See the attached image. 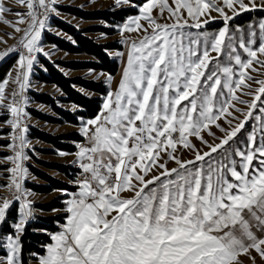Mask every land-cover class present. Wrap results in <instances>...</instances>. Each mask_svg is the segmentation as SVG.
Segmentation results:
<instances>
[{"label":"snow or ice","instance_id":"6c2138e0","mask_svg":"<svg viewBox=\"0 0 264 264\" xmlns=\"http://www.w3.org/2000/svg\"><path fill=\"white\" fill-rule=\"evenodd\" d=\"M16 3L27 11L0 0V22L22 34L17 46L0 52V60L19 53L15 76L0 81V109L10 116L4 123L11 129L0 138L9 140L5 147L13 153L2 157L11 167L3 168L7 182L0 187L11 196H0V264H26L22 237L34 208L32 193L23 187L30 145L25 93L37 56L49 57L42 33L49 18L59 15V0ZM115 4L137 9L120 31L135 32L138 39L123 38L129 51L118 88L108 91L94 118L82 120L87 145L79 146L77 162L84 178L76 181L78 191H65L61 230L49 233L51 243L30 253L31 259L242 264L243 255L255 264L252 252L264 259V78H257L264 77V17L247 29L232 23L243 13H264V0ZM10 12L15 23L5 18ZM217 20L223 26L207 31ZM106 81L110 85L112 77ZM9 84L15 85L12 91H6ZM250 121L251 132L237 140ZM212 126L224 135L215 137ZM205 131L219 143L205 140ZM190 137L208 150L197 149ZM185 149L193 159L181 158ZM169 161L177 166L169 168ZM125 192L133 196L125 198ZM16 202L19 211L12 219Z\"/></svg>","mask_w":264,"mask_h":264},{"label":"rangeland","instance_id":"374dc122","mask_svg":"<svg viewBox=\"0 0 264 264\" xmlns=\"http://www.w3.org/2000/svg\"><path fill=\"white\" fill-rule=\"evenodd\" d=\"M6 4L9 7H12L15 11H19L21 13H25L27 11L26 8H24L20 4L16 3V0H6ZM65 6L77 7V8L83 9V10H87V11L109 10V9L110 10H118L121 8H127L129 6H127V5L117 6L115 4V0H59V3L57 5L58 12H59V16L57 18L65 21L66 23H69V24L75 26L77 29H83V28H87L90 26H96V25L115 28L116 33L114 35H107L105 33H95V32H90V33H88V35L91 37H95L101 43H108V42L117 41L119 44H121L123 46L122 49L109 50L108 53L112 59L117 60L119 62L120 66L123 69V66H124L125 60H126L127 50L129 49V47H127L124 44L123 38L125 36H127L131 40H133L134 36L137 33H135V32H133V33H122L120 31V26L123 23H125L129 17L137 15L138 13L131 15V16H128L122 22L110 24V23H107V22L102 21V20H84L82 18L71 15V14L65 12L64 10H62V7H65ZM249 13L252 14L253 16H252L251 20H249L248 22H246L244 24H238L235 22L236 19H238L239 17H241L245 14H249ZM249 13L241 14V16L237 17L232 22L233 25L247 29L249 24L258 22L262 17H264V13H260V12H249ZM213 15H215V13ZM5 18L8 21H11L13 23H15V21L17 20L15 12L5 13ZM19 26L21 28H24V24H20ZM222 26H223L222 22L217 20V21H214L212 24L207 26V31L215 32L219 28H221ZM48 29H50V30H48ZM193 31H195V30H193ZM46 33L54 34V35H57L59 37L65 38L69 41H73V38L70 35H68L64 31H62L60 28L55 26L53 24V22H49L48 28H46V30L42 33V37H41V46L44 48V50L46 52L49 53V57H45L43 54H39V56L37 57L38 63L35 65L39 66L40 69H42L44 72H46L47 69L42 63V59H45L51 63H54L56 65V67L61 72H63L66 76H69V77L80 76V77L85 78V79L102 81L107 86L108 91L109 90L115 91L114 87L117 83V80L120 77V74L111 75L108 72L101 71V70H93V69H69V68H66L60 64H56V61H93L95 58L89 54L69 53L65 50L57 48L55 45L45 44L44 43V36ZM19 34H21V33L14 32V28L11 25L0 22V50L3 49L5 47V45L9 44L15 38H17L19 36ZM137 39H138V37H137ZM121 52L124 53L123 57H120L117 55V53H121ZM18 57L19 56H17L16 61H15L16 64L18 61ZM16 64H13V66L11 67V68H13V72H15V70H16V67H15ZM35 65L33 66L32 72H34L35 76H36L40 73V71H39V69L36 68ZM101 74H103V75H101ZM253 75H257V74L253 73ZM107 76L112 77V82L110 85L106 81ZM257 78L259 79V78H264V77H260L259 75H257ZM77 89L79 91L83 92L84 94L88 95V96L97 95L94 92L88 91V90L81 88V87H78V86H77ZM31 91H41L42 93H50L51 95H53L56 98L65 97V94L55 84L38 83V81H36L35 83H31L29 90H27L26 97L28 100V104H27L26 108L28 109V111H29V109L32 108V109H36L38 111H41L44 114H48V115H52V116L57 117L56 112L53 111L52 108L50 106H48L47 104L32 102L33 99H32V95H31ZM106 95H104V97ZM242 98L246 99V100L250 99V97H248V96H244ZM102 103H103V100L101 102V106H102ZM58 105L61 108L65 109V110H69L71 112H75L78 109H80V107L74 103L58 101ZM237 106L240 108L245 107L244 105H241V104H238ZM29 113L31 114L30 111H29ZM237 115H239V113H237ZM86 119L87 118H80L79 124H73L71 122H63L61 124L60 123L59 124H53V123H49L47 121L41 120L39 118H36V120L34 119V122H35V124H37V127L40 130L46 131L47 133H50L53 135L66 134V133L76 131L81 136H83L81 134V128L83 126L82 120H86ZM220 123L223 127H225V128L228 127V125L223 120H221ZM252 123L253 122L250 121L249 125L245 126V129L242 130V132L238 135L237 140H241L242 138H245L247 136V134L249 132H251L252 129H251L250 125ZM30 131H31V129L28 128L27 139L32 141L33 150L30 152V163H29L28 168H27L28 175H27V178L25 179V182H32V183L35 182V183H41V184L45 183L44 180L39 178L33 172L32 167H36V168L50 174L54 178L60 179L62 181L70 183L71 185L76 186V181L74 179V176H75L74 173L78 172V171H82L81 168L79 167V163L77 162V160H78L77 153L75 151L74 152H68L65 150H59V149L55 148L50 143L44 142L38 138L33 139L32 137H30V134H29ZM211 131L213 133H215V137H222L224 135V133L220 132V130L217 129L215 126L211 127ZM202 135H203L204 139L207 140L209 143H219L218 139H215L213 136L208 135V133L206 131L204 133H202ZM190 140L195 145V147L197 149H200L201 151H207L208 150L207 147L204 144H202L199 139H197L195 137H190ZM70 143L75 144V141H70ZM232 147H236V144H233ZM46 149H52L54 152L46 153V152H44V150H46ZM181 158L185 159V160L193 159L194 153L191 150L185 149V150H183V152L181 154ZM164 159H167V157H164ZM39 161H43L46 163H59V164L67 165L71 169H69V172H68L69 174L66 175L62 172H59L58 170L47 167L46 165L42 164ZM5 165H6V167L9 166V164H5ZM176 166L177 165L174 162H172V161L168 162L169 168L176 167ZM31 172H33L34 174H31ZM7 175L8 174L4 172V175L2 178L3 181L2 180L0 181V182H2L0 185H3L7 182L6 181ZM29 191L32 193V196L30 197V199L33 201L35 208L41 214V216L48 217V216L62 215L59 220L53 221V225L58 227V228H55L56 230L53 231V230H48V229H41L39 231L43 232V233H47V235L49 233L59 232L61 230L60 226L65 223V218L67 216V212H66L67 205H66L65 201L67 199H69V197L67 195H65V191L69 192V193H72V191L62 190V189H54L50 193H39V194H35V195L32 192V190H29ZM5 194H6V189L3 187H0V196H5ZM122 195L125 198H131L133 196V193L132 192H125ZM58 197H64V199L61 200L62 203H64V208H58V209H55L53 211L47 212V211L40 210L37 206L38 203L39 204H45V203H48V202H50L53 199H56ZM17 208L19 209L18 205H17ZM50 243H51V241H50ZM252 256L255 257V264H264V259H262L257 253L252 252ZM240 260H241L242 264H252V261L247 256L242 255L240 257ZM31 263L35 264V261L31 260Z\"/></svg>","mask_w":264,"mask_h":264},{"label":"trees","instance_id":"16d2710c","mask_svg":"<svg viewBox=\"0 0 264 264\" xmlns=\"http://www.w3.org/2000/svg\"><path fill=\"white\" fill-rule=\"evenodd\" d=\"M137 5H140L146 0H133ZM65 12L74 15L76 17L82 18L84 20H102L107 23H119L125 20L128 16L137 14V9L134 7L121 8L118 10H97V11H87L77 7L65 6L62 7ZM252 14H245L238 19L236 23L244 24L251 20ZM53 24L60 28L62 31L67 33L73 38V41H69L65 38L59 37L54 34L46 33L44 36L45 44L55 45L57 48L65 50L69 53H84L93 56L95 59L93 61H56V64H60L69 69H93L108 72L111 75H116L119 71L120 64L117 60H114L109 55V50L122 49V46L117 42L101 43L95 37L88 35L90 32L95 33H105L107 35H114L116 29L113 27L105 26H90L83 29H77L75 26L66 23L61 19H54ZM17 55L12 56L2 65H0V81H3L13 64L15 63ZM43 65L46 67L47 71L44 72L39 70L40 73L35 76V78L44 83L55 84L64 94L65 97H53L48 93H39L36 91H31V95L34 101L47 104L56 112V116L44 114L36 109H29L32 115L35 117L47 121L53 124H61L63 122H71L73 124H79L80 118L91 119L94 118L99 109L101 108L102 99L99 96H88L77 89L78 87L84 88L88 91L97 93L99 95H106L108 92L107 86L102 81L85 79L80 76L69 77L61 72L54 63L48 60L42 59ZM58 101L74 103L80 107L75 112L65 110L58 105ZM30 137L38 138L44 142L52 144L55 148L59 150H65L68 152H74L76 150L75 144L70 143V141H80L83 136L78 132H70L66 134L53 135L42 131L38 128L31 127ZM46 153L54 152L52 149L44 150ZM49 168L58 170L66 175L69 173L70 167L67 165L59 163H46L39 161ZM33 172L45 183H32L27 182L26 185L33 191L38 193H50L54 189H62L68 191L76 190V186L71 185L68 182L62 181L60 179L52 177L50 174L42 171L36 167H32ZM75 170V169H74ZM64 197H58L52 201L45 204H38V207L44 211L50 212L58 208H64V203H62ZM17 205H14L11 209L10 216L15 219L18 215ZM62 215L41 217V221L38 223H28L25 234L22 237L24 241V259L26 264L31 263L30 253L41 252L42 245L50 243V237L47 233L40 232L41 229L56 230L58 228L53 225V221L59 220ZM43 220V221H42ZM34 227L35 231L31 229Z\"/></svg>","mask_w":264,"mask_h":264},{"label":"built area","instance_id":"2783aa9c","mask_svg":"<svg viewBox=\"0 0 264 264\" xmlns=\"http://www.w3.org/2000/svg\"><path fill=\"white\" fill-rule=\"evenodd\" d=\"M57 9H58V8H57ZM58 13H59V12H58ZM58 16H59V15L53 14V15L49 18V20H48L47 23H49V22H53V20L56 19ZM25 27H26V24H24V28H25ZM21 35H22V34H19V36H18L17 38H15L12 42H10L9 44L5 45V47H4L3 49H1L0 52H3V51H5V50H7V49H9V48H12V47H14V46H17V45H18V41H19L20 38H21ZM14 55L19 56V53H17V52H13V53H11L10 55H8L7 57H5L4 59L0 60V65H2L5 61H7L9 58H11V57L14 56ZM38 56H39V55H38ZM38 56H37V57H38ZM15 64H16V63H15ZM15 74H16V70H15V72H13V77L15 76ZM14 88H15V85H12V84H11L9 91H12ZM26 93H27V91H26ZM26 93H25V95H26ZM101 108H102V106H101ZM101 108L99 109V111L97 112V114L101 111ZM26 112H27V114H28V117H27V119H26V123H27V125H28V128H31V127H35V128H37V124H35V122H34V119L36 120V117H34L32 114H30L27 108H26ZM97 114H96V115H97ZM5 115L7 116V119H10V116H8L6 113H5ZM96 115H95V116H96ZM7 129H8V133H10L11 129H10L8 126H7ZM8 133H7V134H8ZM29 141H30V145H29V147L26 149V153H27L29 159H27V160L24 162V166H25L26 168H28V165H29V163H30V152L33 150V143H32L31 140H29ZM8 143H9V140H8ZM81 145H87V139H86V137H83L82 140L75 142V147H76L75 152H76V153L79 151V146H81ZM7 149H8V150H7V156L12 155L13 153L11 152V150H10L9 148H7ZM8 167H11V165L9 164ZM74 174H75V176H74L75 181H77V180H82V179L84 178V176L82 175V171L75 172ZM23 187L29 191V189L27 188V185H26L25 180L23 181ZM76 191H78V188H77L76 190L72 191V193H75ZM5 196H11V193H10L7 189H6V194H5ZM14 205H18V206H19V202L14 203L13 206H14ZM33 208H34V219H32L29 223H38V222L41 221V217H42V216H41V214L37 211V209L35 208V205H34V204H33ZM31 230L34 232V231H35L34 227H33Z\"/></svg>","mask_w":264,"mask_h":264},{"label":"crops","instance_id":"0c3cea01","mask_svg":"<svg viewBox=\"0 0 264 264\" xmlns=\"http://www.w3.org/2000/svg\"><path fill=\"white\" fill-rule=\"evenodd\" d=\"M137 37H138V34H136L135 36H134V38H133V40H136L137 39ZM121 45V44H120ZM122 46V45H121ZM123 47V46H122ZM128 51H129V49L127 50V53H128ZM126 61H127V55H126V60H125V64H124V66H123V69H122V67L120 66V68H119V71L117 72V74L116 75H118V74H120V77H119V79L117 80V83H116V85H115V87H114V89L115 90H117V88H118V85H119V83H120V81H121V79H122V73H123V71H124V68H125V66H126ZM15 64V63H14ZM36 66V68L37 69H39V70H42V69H40V67L39 66H37V65H35ZM43 71V70H42ZM9 75H11V76H13V68H11V70L9 71V73H8V75H7V77L6 78H8L9 77ZM33 77V78H32ZM5 78V79H6ZM32 78V79H31ZM36 81H38L36 78H35V73L34 72H32L31 73V75H30V84L31 83H35ZM38 83H44V82H40V81H38ZM105 84V83H104ZM10 86H11V84H9V86L7 87V89H6V91H9V89H10ZM29 90V89H28ZM36 92H39V93H42L41 91H36ZM83 93V92H82ZM48 94H50V93H48ZM95 94H97V93H95ZM51 95V94H50ZM53 96V95H52ZM90 96H92V95H90ZM94 96H99V97H101V99L103 100V97H104V95H99V94H97V95H94ZM54 97V96H53ZM32 99H33V97H32ZM32 102H36V103H41V102H37V101H32ZM41 104H44V103H41ZM34 116V115H33ZM35 117V116H34ZM37 118V117H36ZM5 119H7V116L5 115V111H4V109H0V137H6L7 136V133H8V129H7V125L4 123V120ZM38 128V127H37ZM29 129H31V128H29ZM39 129V128H38ZM34 139V138H33ZM8 144V139H6V138H0V181L2 180L3 181V175H4V171H3V168L4 167H6V165H5V163H4V161H3V159H2V157H5V156H7V147H5L6 145ZM31 174H34L33 172H31ZM2 182H0V184H1ZM33 183H35V182H33ZM27 188L29 189V190H32L31 188H29L28 186H27ZM32 192L34 193V195L35 194H39L38 192H35V191H33L32 190ZM36 202V201H35ZM39 204V203H38ZM38 204H37V206H38ZM39 208V207H38ZM40 210H42L41 208H39ZM18 211H19V209H18ZM42 211H44V210H42ZM18 213V212H17Z\"/></svg>","mask_w":264,"mask_h":264}]
</instances>
